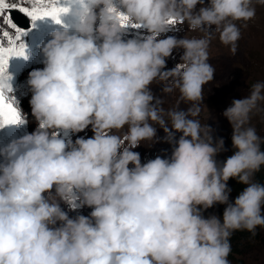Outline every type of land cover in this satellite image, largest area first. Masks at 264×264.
I'll list each match as a JSON object with an SVG mask.
<instances>
[{
	"label": "clouds",
	"instance_id": "9594fccd",
	"mask_svg": "<svg viewBox=\"0 0 264 264\" xmlns=\"http://www.w3.org/2000/svg\"><path fill=\"white\" fill-rule=\"evenodd\" d=\"M119 4L147 30L146 38L122 39L118 19L108 12L113 0H86L75 32H53L42 48L44 67L29 73L38 128L0 147V264H230L232 233L264 227V183L253 179L264 167V138L244 127L264 100V82L225 109L235 151L224 162L215 159L223 139L214 144L210 128L195 118L204 86L214 79L208 62L213 34L234 53L237 22L255 17L253 0ZM173 17L205 35L158 38ZM176 48L184 49L183 62L164 70ZM153 83L177 88L191 107L165 113ZM155 125L169 142L174 132L182 135L170 159L142 164L134 149L155 142ZM89 126L93 136L74 143L56 131ZM229 179L246 185L234 202ZM77 199L92 208L90 216L69 218L60 207L74 209ZM217 203L226 205L222 219L205 218L202 211Z\"/></svg>",
	"mask_w": 264,
	"mask_h": 264
},
{
	"label": "rangeland",
	"instance_id": "374dc122",
	"mask_svg": "<svg viewBox=\"0 0 264 264\" xmlns=\"http://www.w3.org/2000/svg\"><path fill=\"white\" fill-rule=\"evenodd\" d=\"M207 2L208 0H205L206 4ZM84 3H86V0H84ZM65 6H68L70 10L61 17V24H57L50 17L36 21L35 27H31V21L26 16L28 23L24 27H21L14 21L19 27L30 29L27 35L22 38L26 45L27 58L11 57L7 69L8 75L11 77L8 83L12 89L7 95L9 99L14 97V106L21 112L25 123L0 128V147L27 134H31L38 128L30 105L33 93L28 84L29 73L35 69H42L44 67L45 58L42 48L52 39L53 32L58 30L63 31L65 29L70 32H75V25L79 22L77 12L80 10L81 5L67 4ZM113 6L125 13V10L119 4V0H113ZM253 6L255 7V17L246 23L243 21L237 22L240 27L241 37L236 43L234 53L229 46L221 43L219 33L213 34L208 48V62L215 68L214 79L204 86V99L199 105L200 112L195 118L202 125H207L210 128L214 144L219 139H223L224 150L219 152L215 157L218 163L224 162L235 151L232 145L233 128L229 120L223 115L225 109L231 105L233 100L243 99L249 96L253 84L264 82V10H262L258 0H253ZM101 7L103 6L101 5ZM199 8L200 5L198 4L196 10L198 11ZM96 11L98 12L99 8ZM176 20L177 24L170 25L169 30L161 34L158 38H166L167 36H174L177 39H183L184 37L200 38L205 35L202 31H189L186 21L183 22L179 18H176ZM132 22L136 23L135 21ZM98 24L99 20L97 21ZM212 28L214 30L215 26H212ZM148 34L143 26L139 28L128 26L122 29L121 36L124 40H143ZM183 53L184 49L182 48L174 49L171 56L166 58V67L164 70H171L182 63L181 57ZM256 55H258L257 58H255ZM167 86L165 83H153L150 85L154 97L161 98L165 113L169 110H177V106L184 110L191 107L190 103L181 100L177 88L173 87L171 91H165L164 89ZM165 119H168L167 115H165ZM155 126L157 128L155 142L151 146H148L149 142L141 143L139 147L134 149V151L140 154L142 164L158 156L170 159L175 147V141H178L182 135V133L174 132V139L172 142H169L166 139V133L163 128L159 127V125ZM244 127H254L258 136L262 137L264 135V100H258L256 107L248 113ZM56 131L66 142L70 139L73 143L79 137L90 138L93 136L91 126L80 133ZM0 162H3V157H0ZM129 167H132V165ZM70 194L78 195L75 189H72ZM230 198L231 194L229 193ZM75 203L77 207L74 209L64 202H60V207L68 214L69 218H75L79 215L90 216L92 208L80 206L79 199ZM218 204H214L212 207L203 210V216L205 218L213 215L218 217L216 208ZM56 226H59V222ZM253 244V248L248 253L236 254V258L243 259L245 264H264V227L258 228V236ZM228 260L230 264H237L234 258L228 256Z\"/></svg>",
	"mask_w": 264,
	"mask_h": 264
},
{
	"label": "snow or ice",
	"instance_id": "6c2138e0",
	"mask_svg": "<svg viewBox=\"0 0 264 264\" xmlns=\"http://www.w3.org/2000/svg\"><path fill=\"white\" fill-rule=\"evenodd\" d=\"M67 4L84 5V0H0V128L8 125H21L25 123L21 112L14 106V97L9 99L7 93L11 92L8 81L11 77L7 69L11 57H26V45L23 37L30 29L19 27L13 20L11 13L18 11L31 21V27H35L38 20L45 17L52 18L57 24H61V17L69 12ZM119 21L120 27L139 28L141 25L133 23L125 13L116 7L108 9ZM168 25L177 24L176 18H170Z\"/></svg>",
	"mask_w": 264,
	"mask_h": 264
},
{
	"label": "trees",
	"instance_id": "16d2710c",
	"mask_svg": "<svg viewBox=\"0 0 264 264\" xmlns=\"http://www.w3.org/2000/svg\"><path fill=\"white\" fill-rule=\"evenodd\" d=\"M262 10H264V4L260 3ZM254 27V26H253ZM252 27V28H253ZM259 33V31H258ZM256 55L255 58H257ZM264 138V135L262 136ZM262 150H264V144L261 145ZM254 181L259 183H264V167L261 168L260 171L256 172L254 177ZM229 188L231 189V198L229 199L230 202H234L235 198L243 191L246 185L238 183L236 179H229L227 182ZM226 205L218 204L216 206L218 211V217L222 219L223 213L225 210ZM258 228L255 229V232H249L247 230H237L234 231L230 237V244H231V252L229 257L236 259L237 264H245L244 260L241 258H236V254H246L248 253L254 246V240L258 236Z\"/></svg>",
	"mask_w": 264,
	"mask_h": 264
},
{
	"label": "water",
	"instance_id": "95a60500",
	"mask_svg": "<svg viewBox=\"0 0 264 264\" xmlns=\"http://www.w3.org/2000/svg\"><path fill=\"white\" fill-rule=\"evenodd\" d=\"M13 20L20 25L21 27H24L27 25L28 21L27 18L20 12L18 11H13L11 13Z\"/></svg>",
	"mask_w": 264,
	"mask_h": 264
}]
</instances>
